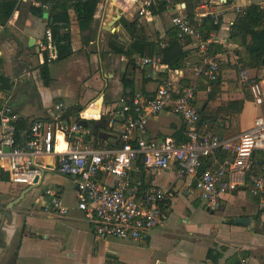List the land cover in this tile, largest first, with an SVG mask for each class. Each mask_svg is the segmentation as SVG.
I'll use <instances>...</instances> for the list:
<instances>
[{
    "label": "crops",
    "instance_id": "crops-1",
    "mask_svg": "<svg viewBox=\"0 0 264 264\" xmlns=\"http://www.w3.org/2000/svg\"><path fill=\"white\" fill-rule=\"evenodd\" d=\"M15 1L11 17L0 25V76L8 85L7 89L0 88V102L14 85L12 104L20 116L17 134L22 138L36 121L50 122L60 115L73 122L81 119L79 112L92 114L95 111L90 110L96 109L99 115L90 120L101 126L98 131L102 136L93 135L87 128V139L100 148L118 147L122 122L120 118L113 124L107 122L109 108L137 91L151 95L164 78L172 75L168 67H142L132 58L148 56L149 49L143 47L142 40L169 43L174 33L173 8L160 3L148 19L137 13L144 0H85L83 10L70 7L72 54L48 64L44 77L39 43L49 29V4L48 9L40 7L42 12L38 14L32 10L39 7L36 0ZM262 1L181 0L182 13L205 36L212 16L219 17V26L211 34V56L220 64L214 100L207 101L213 81L204 76L196 78L192 72L200 57L197 41L186 37L171 43L170 55H183L176 68L180 83L197 84L195 105L201 119L207 120L202 124L204 129L225 139L238 138L256 116H264V77L253 81L258 69L245 65L251 35L243 37L241 31L234 37L230 34L240 15L235 7H259ZM160 5L164 6L162 10ZM89 11L90 17H78ZM136 47L144 53L140 55ZM236 100H243L239 112L225 109L226 102ZM55 104L62 105L60 111L54 109ZM184 131L182 119L170 111L147 120L148 139L180 141ZM55 140L54 149L61 151L65 137L60 134ZM215 155L207 158L211 166L217 162ZM57 158L56 152L36 157L34 163L42 174L38 183L28 186L14 184L7 172H0V264H264V198L251 195L246 187L223 195L219 207L212 210L180 193L192 178H179L174 163L166 170L152 171L136 160L131 179L142 181L140 191L163 188L176 192L167 204V218L144 239L97 240L91 219L76 208V182L57 170ZM252 164L256 173L264 174V151H254ZM98 179L113 181L105 174H99ZM45 188L59 191L69 209L67 215L59 216L45 207L49 202ZM236 218H248L249 224L234 222Z\"/></svg>",
    "mask_w": 264,
    "mask_h": 264
},
{
    "label": "built area",
    "instance_id": "built-area-1",
    "mask_svg": "<svg viewBox=\"0 0 264 264\" xmlns=\"http://www.w3.org/2000/svg\"><path fill=\"white\" fill-rule=\"evenodd\" d=\"M77 2L78 0H69ZM160 3L173 8L171 24L176 38L186 37L197 41L199 61L193 67L196 78L206 77L214 81L218 76L219 61L211 56V34L205 36L199 27L182 13L181 0H144L137 10L140 16L151 19L152 9ZM37 6L48 9V4L37 2ZM244 15L246 9L235 7ZM264 12V1L259 4ZM212 23L219 26V17L212 16ZM210 35V36H209ZM47 29L39 43L43 52L41 64H50L57 58L56 48ZM167 44L161 43L164 48ZM142 67H164L160 55L132 58ZM164 78L151 95L137 91L121 97L107 111V122L113 124L121 119L120 145L116 148H100L87 139L86 127L64 120L60 115L50 122L32 123L21 138L17 134L20 116L12 104L15 86L0 102V172H7L14 184L32 185L42 174L36 157L56 152L57 170L71 176L76 182V208L92 221L95 239L122 240L144 239L149 231L166 220V208L176 192L172 189L154 188L140 191L141 180L131 179L132 164L140 160L145 169L162 171L174 163L179 178L190 177L180 191L204 203L208 209H217L223 195L239 187H246L253 196L264 198V174L254 173L252 156L254 151H264V116H256L252 126L238 138L225 139L204 129L201 115L195 105L197 84L183 86L177 69ZM148 77V76H147ZM18 80L14 82L16 84ZM61 104H55L56 111ZM79 112L84 120L96 118L98 114ZM89 111V110H88ZM162 111L179 116L185 124L184 138L180 141L166 139L156 141L147 138V120ZM62 134L66 142L61 151L54 149L55 138ZM224 150L232 158H224L216 166H206V159L216 151ZM99 174L109 175L112 183L100 181ZM49 198L45 207L59 216L68 214L60 193L53 188L43 191Z\"/></svg>",
    "mask_w": 264,
    "mask_h": 264
},
{
    "label": "trees",
    "instance_id": "trees-1",
    "mask_svg": "<svg viewBox=\"0 0 264 264\" xmlns=\"http://www.w3.org/2000/svg\"><path fill=\"white\" fill-rule=\"evenodd\" d=\"M36 2L49 4L50 13H49L48 27L50 30L51 29L54 30L53 42L57 52L56 60L58 61L69 57L72 54V49L70 45V35H69V26L71 20L68 15V9L70 7H74L76 10L79 9L83 10V8H85L84 7L85 0H78L77 2H70L69 0H36ZM93 2L94 1H92L91 3L92 5ZM160 6H161L160 10H162L164 6L163 5ZM15 8H16L15 0H5L3 2H0V25L4 26L7 23ZM32 10L38 11L37 12L38 14L42 12V9L40 7H33ZM152 11H154V9H152ZM90 14L91 11H89L87 15L84 14V16L79 14L78 17L88 18L90 17ZM263 19H264V12L261 11L258 6L251 5L246 8L244 15H239L238 21L232 25L230 32L231 37H234L235 33H238V31H241L243 37H246V35H251L252 44L246 48L247 61L245 62V65L250 68L258 69L257 76L253 77V81H256L258 79V76L260 75L264 77V72H260V70L262 69L260 61L264 53V27H263L264 20ZM122 21L125 22L124 20ZM217 28L218 25H214L211 20L208 29L214 30ZM179 41L181 40L176 38L175 30H174L173 37L164 48H161L158 42H148L144 40L140 42L144 45L143 47L149 49L148 56L160 55L162 63L166 64L167 67L170 69H176L177 67H180L183 55L182 54L170 55V49H171L170 45H172L171 43L174 44ZM137 44L138 42L134 43V45ZM135 49L140 53V55L144 53L143 49H139L138 47H136ZM46 72H47V64H42L41 74L44 77H46ZM217 79L218 78H216V80ZM216 80L210 82V91L207 96V101H212L215 98L216 90L219 88V84L214 83ZM245 85L246 87H248L247 84ZM0 88L3 90L8 88V85L6 84L5 78L3 76H0ZM244 99L249 100L251 99V97L245 96ZM224 105H226L225 109L227 110L233 109L234 111L239 112L242 108L243 100L229 101L226 102ZM199 113L201 114L200 111ZM62 118L64 117L62 116ZM206 121L207 120H205L204 118L200 119L201 124H203V122ZM19 129H20V123H17V133ZM232 157L233 156L229 154L227 151L218 150L216 151V155L213 159H217V162H221L224 158H232ZM206 166H211L210 162L208 163V159H206ZM212 167H214V165H212ZM254 173L256 172L254 171Z\"/></svg>",
    "mask_w": 264,
    "mask_h": 264
},
{
    "label": "water",
    "instance_id": "water-1",
    "mask_svg": "<svg viewBox=\"0 0 264 264\" xmlns=\"http://www.w3.org/2000/svg\"><path fill=\"white\" fill-rule=\"evenodd\" d=\"M119 17V16H118ZM51 36L52 38H54V30L51 29ZM260 64L262 67H264V53L261 57V61H260ZM97 101H100V98L97 99ZM90 111H95L97 113L95 114H98L100 113V110H96V109H93V110H90ZM77 123L83 127H86V128H89L90 132L95 135V136H99L101 137L102 136V133L100 131H98V127H101L100 125L98 126V123L95 121V120H84V119H80L77 121ZM38 183V182H37ZM31 187V186H30ZM26 192V189L24 190V192L21 194V197L23 196V194ZM20 197V198H21ZM234 222H237V223H240V224H249V219L248 218H236L234 219Z\"/></svg>",
    "mask_w": 264,
    "mask_h": 264
},
{
    "label": "rangeland",
    "instance_id": "rangeland-1",
    "mask_svg": "<svg viewBox=\"0 0 264 264\" xmlns=\"http://www.w3.org/2000/svg\"><path fill=\"white\" fill-rule=\"evenodd\" d=\"M251 78H248L247 81L249 82Z\"/></svg>",
    "mask_w": 264,
    "mask_h": 264
}]
</instances>
